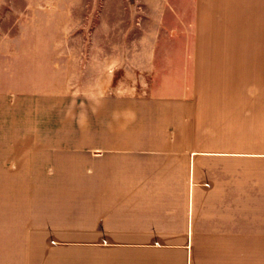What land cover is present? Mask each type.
I'll return each instance as SVG.
<instances>
[{"label":"crops","instance_id":"crops-1","mask_svg":"<svg viewBox=\"0 0 264 264\" xmlns=\"http://www.w3.org/2000/svg\"><path fill=\"white\" fill-rule=\"evenodd\" d=\"M188 15L162 73L175 86L106 98L117 122L86 149V175L108 181L90 219L23 221L0 264H264V0Z\"/></svg>","mask_w":264,"mask_h":264},{"label":"rangeland","instance_id":"rangeland-1","mask_svg":"<svg viewBox=\"0 0 264 264\" xmlns=\"http://www.w3.org/2000/svg\"><path fill=\"white\" fill-rule=\"evenodd\" d=\"M191 1L0 0V256L21 250L23 221L90 219L108 181L86 175V149L117 122L106 98L175 86L162 73Z\"/></svg>","mask_w":264,"mask_h":264}]
</instances>
